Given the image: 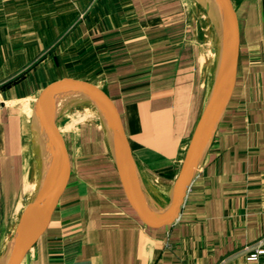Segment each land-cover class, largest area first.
Returning <instances> with one entry per match:
<instances>
[{
    "label": "crops",
    "instance_id": "obj_1",
    "mask_svg": "<svg viewBox=\"0 0 264 264\" xmlns=\"http://www.w3.org/2000/svg\"><path fill=\"white\" fill-rule=\"evenodd\" d=\"M233 2L240 25L235 90L177 219L144 223L116 154L76 164L68 141V185L23 264H250L264 249V0ZM188 13L184 0H0V260L11 235L2 231L25 182L33 132L26 111L56 80L103 87L120 114L146 202L168 204L212 91L195 50L182 44ZM80 117L67 116L62 127L72 130Z\"/></svg>",
    "mask_w": 264,
    "mask_h": 264
},
{
    "label": "water",
    "instance_id": "obj_2",
    "mask_svg": "<svg viewBox=\"0 0 264 264\" xmlns=\"http://www.w3.org/2000/svg\"><path fill=\"white\" fill-rule=\"evenodd\" d=\"M218 6L217 25L222 51L212 91L198 121L185 157L182 161L170 200L165 207L149 205L141 188L132 148L115 103L99 84L73 77H65L46 85L34 104L33 129L51 151V167L45 173L40 196L31 216L23 225L16 241L6 249L0 264H23L27 254L45 231L68 185L70 151L64 136L57 134L53 101L65 91L81 92L97 100L107 111L115 140L118 167L128 198L134 209L150 226L173 222L179 216L187 191L211 144L235 90L240 62V25L233 0H211ZM217 18V17H216ZM68 122L61 121L62 125Z\"/></svg>",
    "mask_w": 264,
    "mask_h": 264
},
{
    "label": "rangeland",
    "instance_id": "obj_3",
    "mask_svg": "<svg viewBox=\"0 0 264 264\" xmlns=\"http://www.w3.org/2000/svg\"><path fill=\"white\" fill-rule=\"evenodd\" d=\"M184 2L189 12V30L186 34L187 39L183 37L182 44L185 43L195 50L197 69L198 71L202 70L204 76L207 75L210 77L211 90L218 66L220 64V53L222 51V40L220 34L216 31L215 24L213 23V16L218 17L219 14L218 6L216 5L217 9L214 8L215 3L213 4L211 0H184ZM208 11H210L211 15ZM87 98L89 97H81L75 91H65L57 95L53 101L54 115H56L54 117V121L58 125L56 130L57 134L64 136L67 142L71 141L70 143H72L73 148H75V154L77 157L75 158L76 164L80 163L83 159L97 157L99 155L96 154H100L102 152H104L106 156L111 159L113 158L112 152L116 154L114 135L107 117L101 114V117L98 115V117H93L92 119L89 115V117L85 118L84 115L86 114V109L88 107H90L92 112H95V110H93L95 109L94 105ZM31 110L32 109H27V111H25L29 115H32L33 111ZM77 115L78 117L81 116L80 121H78L77 124L74 123L75 125H73L72 130H68L67 132V129H64L62 127L63 125L60 124L61 121L67 118V116L75 118ZM33 117L28 118V120L33 122ZM73 122L74 121H72V123ZM31 134H33L32 137ZM27 139V149L25 151L26 175L24 187L21 195L17 199L13 218L10 224H8V228L2 231V235L4 237L11 234L8 239L9 243L13 242L17 237L18 234L12 232L16 225L22 221L21 218L23 219L26 215H28L30 211V204L33 202L31 208L34 205L36 206L40 196L39 191V195L35 192L36 185H39L41 188L44 177L43 164L46 162L44 156L46 151L45 145L40 137L35 134L34 129L32 133L29 132ZM111 145L113 147L112 150H110L112 148ZM89 148H91L92 151H90ZM161 186L162 184H160V187ZM152 189L155 190V187H152ZM34 209L35 208L33 207L32 213Z\"/></svg>",
    "mask_w": 264,
    "mask_h": 264
},
{
    "label": "bare ground",
    "instance_id": "obj_4",
    "mask_svg": "<svg viewBox=\"0 0 264 264\" xmlns=\"http://www.w3.org/2000/svg\"><path fill=\"white\" fill-rule=\"evenodd\" d=\"M217 6H216V4H214V8H216ZM213 8V9H214ZM217 9V8H216ZM214 12H215V10H214ZM218 17L217 18H214V20H215V22H217L218 20ZM214 23V22H213ZM219 50H221V49H219ZM221 54V53H220ZM77 94H79L81 97H84L85 95L83 94V93H81V92H77ZM86 97V96H85ZM90 102H92V104L93 105H95V107L98 109L97 111L95 110V112H92L91 111V109H90V107H88L87 109H86V111H87V113L84 115L85 116V118H87V117H89V115L92 117V115H94V117H98V115L101 117V114L102 115H105L106 117H107V111H106V109L104 108V106L103 105H101L97 100H95V99H91V98H87ZM72 102V101H71ZM60 107V106H59ZM80 107V106H79ZM93 108V107H92ZM59 109V108H58ZM85 109V108H84ZM78 116V115H77ZM43 148V147H42ZM46 148V147H45ZM44 156H45V161L47 162H45L44 164H43V166H44V170H43V175H45V173L48 171V169H49V166L51 167V162L52 161H50L49 159H51V151L47 148L46 149V151H45V154H44ZM38 191H39V193H40V186L38 185H36V191L35 192H37L38 193ZM37 193H36V196H37ZM39 193H38V195H39ZM149 194V193H148ZM153 198V197H152ZM33 201V200H32ZM152 201H153V199H152ZM33 203V202H32ZM32 203L30 204V211H29V213H28V215H26L23 219L21 218V220L22 221H20L17 225H16V227H15V229H14V231H13V233H15V234H19L20 233V231L21 230H23L24 228H23V224L24 223H26V220L29 218V215L32 213V210H33V207L35 208L36 206L34 205L32 208H31V206H32ZM23 228V229H22ZM18 236V235H17ZM17 238V237H16ZM16 238L14 239V241H16ZM13 241V242H14ZM13 242L11 243H9L10 245H13ZM9 247V246H8ZM8 247H7V249H8Z\"/></svg>",
    "mask_w": 264,
    "mask_h": 264
},
{
    "label": "built area",
    "instance_id": "obj_5",
    "mask_svg": "<svg viewBox=\"0 0 264 264\" xmlns=\"http://www.w3.org/2000/svg\"><path fill=\"white\" fill-rule=\"evenodd\" d=\"M261 254H264V249L257 250L255 253L251 254L248 257V260L251 262L250 264H256L258 256Z\"/></svg>",
    "mask_w": 264,
    "mask_h": 264
}]
</instances>
